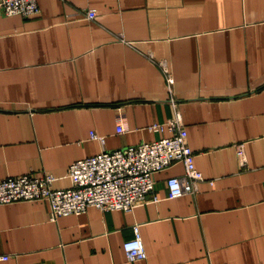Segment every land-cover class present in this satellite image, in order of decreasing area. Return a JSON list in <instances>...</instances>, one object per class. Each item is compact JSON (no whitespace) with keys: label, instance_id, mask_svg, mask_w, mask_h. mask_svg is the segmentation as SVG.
Returning <instances> with one entry per match:
<instances>
[{"label":"crops","instance_id":"1","mask_svg":"<svg viewBox=\"0 0 264 264\" xmlns=\"http://www.w3.org/2000/svg\"><path fill=\"white\" fill-rule=\"evenodd\" d=\"M38 1L0 10V180L49 171L69 187L75 160L169 135L148 128L174 114L149 51L170 63L206 180L170 198L178 162L155 175L159 201L57 220L48 200L0 204V264H264V0ZM137 223L148 256L130 261Z\"/></svg>","mask_w":264,"mask_h":264},{"label":"built area","instance_id":"2","mask_svg":"<svg viewBox=\"0 0 264 264\" xmlns=\"http://www.w3.org/2000/svg\"><path fill=\"white\" fill-rule=\"evenodd\" d=\"M0 10L6 15L29 17L40 13L38 0H0ZM86 18L98 16L96 8L84 10ZM148 56L161 68L166 85L171 93L174 114L163 122L149 125L153 131L169 130V135L159 139L142 141L137 144L115 149H103L99 153L75 160L71 163L68 175L72 185L55 188L56 175L45 171L39 175L26 173L0 180V204L24 200H48L50 217L80 214L91 206L102 210L122 209L133 211L146 201H159L156 189L157 172L178 162L185 171L180 175L170 176L167 180L170 198L185 194H196L206 176L196 164V151L190 145L188 128L175 97V76L170 63L165 57H157L152 51ZM127 130L123 120L117 125V132ZM93 138L105 142L106 136L96 131ZM236 153L240 168H249L246 142L236 143ZM212 184L215 180L210 181ZM135 235L125 240L124 248L130 261H137L148 256L140 224L134 225ZM1 258L6 259L4 255Z\"/></svg>","mask_w":264,"mask_h":264}]
</instances>
